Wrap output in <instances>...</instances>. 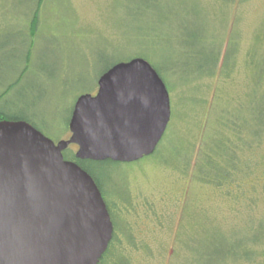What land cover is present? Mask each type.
Listing matches in <instances>:
<instances>
[{"label": "rangeland", "instance_id": "rangeland-1", "mask_svg": "<svg viewBox=\"0 0 264 264\" xmlns=\"http://www.w3.org/2000/svg\"><path fill=\"white\" fill-rule=\"evenodd\" d=\"M37 1L0 0V92L19 79L0 109L31 119L54 142L70 138L77 98L95 94L115 63L141 54L154 67H175L165 77L172 118L156 152L132 163L88 162L104 200L120 211L132 264H264V241H249L264 225V172L216 188L194 180L191 168L185 173L165 162L184 150L176 149L178 141H194L209 128L219 84L192 78L195 62L183 36L202 27L223 41V57L229 38L237 42L238 67L227 81L244 93L252 84L247 52L264 57V0H45L34 38ZM243 244L252 257L233 253Z\"/></svg>", "mask_w": 264, "mask_h": 264}, {"label": "water", "instance_id": "water-1", "mask_svg": "<svg viewBox=\"0 0 264 264\" xmlns=\"http://www.w3.org/2000/svg\"><path fill=\"white\" fill-rule=\"evenodd\" d=\"M172 118L168 87L143 57L103 73L81 94L71 136L54 142L25 120H0V264H99L114 224L79 160L137 162L154 154Z\"/></svg>", "mask_w": 264, "mask_h": 264}, {"label": "trees", "instance_id": "trees-1", "mask_svg": "<svg viewBox=\"0 0 264 264\" xmlns=\"http://www.w3.org/2000/svg\"><path fill=\"white\" fill-rule=\"evenodd\" d=\"M44 1L38 0L36 3L30 24V33H32L33 37H36L39 12ZM195 30L196 28L193 32L194 35L189 32L186 36H183L184 52L195 62V67L191 70L193 79L213 77L219 80V84L212 91L213 99L209 107L212 117L208 116L205 126L209 125V128H204V130L199 132L197 139L188 142L184 138L185 140L183 139V141L176 143V149H184L183 151H176V161L171 159L172 162H170L165 157V162L172 163L173 167L178 166L185 173L191 168L194 180L201 184L213 185L216 188H220L227 181L247 180V178L251 179L254 176H261L262 172H264V57L262 59L253 55L251 51L247 52L246 65L252 71V84L244 93L243 91H237L232 87L231 83L233 82L227 81V78L233 71L237 70L239 44L230 37L223 57V41L220 38L217 39L209 34L206 35L202 27L198 31L199 33H196L197 31ZM136 57L145 58L141 54ZM29 59L30 50H27L25 55L26 64H28ZM221 62L222 64H220ZM155 69L164 81L168 75L175 74V67L171 65H167L166 68L155 67ZM18 82L19 79L11 83L6 90L0 92V101ZM202 103L204 106L206 100L202 99ZM6 119L25 120L37 128L31 119L11 115L7 110L0 109V120ZM171 142L172 138H169L165 143H161V149L167 147ZM64 156L66 159L70 158L76 161L93 176L95 181L97 180L95 174L88 166L90 160H79L70 150L66 151ZM93 162L104 164L105 162L114 161ZM107 206L114 224V236L99 264H132L131 257L122 245L121 235H123V232H120L119 223L122 221L120 211L118 210L116 213L109 203H107ZM261 223L258 224L259 227H256L254 234H252L253 236L249 240L250 242L264 241V225ZM127 232V237L131 241L133 239L131 232ZM246 245H241L239 252L233 250V253L237 254V256H242L243 252L248 258L252 257L251 252L246 249Z\"/></svg>", "mask_w": 264, "mask_h": 264}, {"label": "flooded vegetation", "instance_id": "flooded-vegetation-1", "mask_svg": "<svg viewBox=\"0 0 264 264\" xmlns=\"http://www.w3.org/2000/svg\"><path fill=\"white\" fill-rule=\"evenodd\" d=\"M96 93H97V92H96ZM96 93H95V94H96ZM95 94H94V95H95ZM71 146H75V148H76V151H77V150H78V148H79V147H78V145H76V144H73V145H71ZM69 148H70V147H69ZM69 148H68V149H69ZM68 149H67V150H65V151H64V153H65L66 151H68ZM76 151H75V153H76ZM72 152H73V151H72ZM75 153H74V154H75ZM75 157H76V156H75ZM65 159H66V158H65ZM67 160H71V159H70V158H69V159L67 158ZM73 161H74V160H73Z\"/></svg>", "mask_w": 264, "mask_h": 264}]
</instances>
